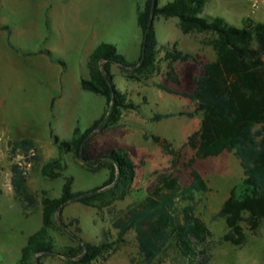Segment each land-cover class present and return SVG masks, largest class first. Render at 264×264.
Wrapping results in <instances>:
<instances>
[{"label": "rangeland", "instance_id": "rangeland-1", "mask_svg": "<svg viewBox=\"0 0 264 264\" xmlns=\"http://www.w3.org/2000/svg\"><path fill=\"white\" fill-rule=\"evenodd\" d=\"M170 1L159 0V6ZM145 2L0 0V23L8 26L10 32L0 31V264H20L30 237L42 229L47 233L45 242L51 239L54 249L53 254H38L39 264H80L83 252L72 235L103 247L91 264H144L136 232H121L114 228L113 221L144 199L160 174L173 171V157L152 139H145V134L165 138L180 151L175 174L184 186L191 184V169L186 164L195 150L185 144L200 128L202 114L155 121L156 113L193 111L196 107L195 101L162 91L158 85L191 92L195 78L204 72V65L217 59L218 37L212 32L186 33L179 18L159 16L155 20L158 47L150 65L127 71L117 64L110 65L119 95L118 115L109 129L97 134L81 156L75 145L60 147L54 139L58 136L59 141H76L105 113V98L81 88V80L95 79L90 61L101 43L114 45L130 64L139 62L143 39L139 17ZM200 16L221 17L237 27L248 18L264 23V0H210ZM174 49L191 53L195 58L172 64L179 85L166 80L170 66L167 51ZM42 51H49L55 67L63 73L60 81L40 67ZM51 97L59 100L52 112L46 105ZM76 127L79 131L74 133ZM23 138L35 140L40 156L28 175V190L36 195L37 203L27 214L15 198L11 184L12 165L24 159V152L17 150L13 155L10 143ZM114 151L124 152L134 164L130 181L109 183L113 173L111 163L106 158L97 162L101 155ZM55 161L54 170L59 176L46 175L44 167ZM194 168L210 190L197 192L193 202L179 199L177 208L194 205L196 214L211 229L215 244L208 264H264V221L255 233L244 225L247 241L243 246H234L220 241L227 232L225 220H213L231 189L244 178L240 160L232 153H223L197 161ZM68 177L74 179L73 191L96 190V196L87 203L64 206L45 227V211L61 197ZM74 220L78 222L74 224ZM156 264H191V261L171 246L157 257Z\"/></svg>", "mask_w": 264, "mask_h": 264}, {"label": "trees", "instance_id": "trees-1", "mask_svg": "<svg viewBox=\"0 0 264 264\" xmlns=\"http://www.w3.org/2000/svg\"><path fill=\"white\" fill-rule=\"evenodd\" d=\"M208 1L172 0L160 7L159 0H146L139 17L143 32L139 62L130 64L109 43H101L91 55L90 69L95 79H83L82 86L105 98V113L72 143L59 141V137L54 136L60 147L75 145L77 154L81 156L97 134L113 125L118 115L119 92L110 65L117 64L124 71L150 65L158 47L155 20L159 16L179 18L181 28L186 33L196 30L217 35V59L204 65L203 74L194 80L193 91L180 92L164 84L158 85L162 91L195 101L196 107L193 111L156 113L155 121L178 115L193 118L198 113L202 114L200 128L188 137L185 144L195 150L194 156L186 164L191 169V184L184 186L175 174L181 159L180 151L165 138L145 134V139H152L165 154L173 157V171L160 174L147 196L128 207L113 221L114 228L121 232H136L144 264H156L157 257L171 246H175L191 264L210 262L215 242L208 224L196 214L194 205L189 204L181 210L177 208L179 199L193 202L197 192L210 190L205 179L194 168L199 160L232 153L243 168L244 178L231 189L229 197L213 217V220L224 219L227 226L221 242L243 246L247 241L246 228L255 233L264 221V23L248 18L241 27H237L221 17L208 19L200 16ZM3 28L9 29L8 26ZM166 56L170 61L166 80L179 85L180 79L172 64L195 61V58L191 53L177 49L167 51ZM10 148L13 155L17 150L24 152V159L12 165L11 184L15 198L27 214L37 203L36 195L28 190L27 180L30 170L40 161L38 148L30 138L11 142ZM102 158H106L113 169L109 183L117 181L119 184L121 180L126 182L132 179L135 166L127 154L114 151L101 155L97 162L101 163ZM56 164V161L48 163L44 173L59 176L60 173L54 170ZM116 169L119 170L118 175ZM73 182V177L67 178L61 197L45 211V227L52 223L55 213L64 206L74 202L87 203L96 196V190L73 191ZM77 222L74 220V224ZM45 234L46 230L42 229L30 237L20 264H39L36 258L38 254H53L54 244L51 239L45 242ZM72 237L78 241L83 252L78 263L91 264L101 254L103 247L85 242L77 235Z\"/></svg>", "mask_w": 264, "mask_h": 264}, {"label": "crops", "instance_id": "crops-1", "mask_svg": "<svg viewBox=\"0 0 264 264\" xmlns=\"http://www.w3.org/2000/svg\"><path fill=\"white\" fill-rule=\"evenodd\" d=\"M6 25H4L3 23H0V31H7V29L3 28L5 27ZM10 32L7 31V34H9ZM39 64H40V67H44L46 70L49 71L50 75L56 79L57 81H60L61 78L63 77V73H61L56 67H55V61L52 60L51 58V55L49 53V51H42L39 55ZM60 85V84H59ZM195 87V86H194ZM58 88V85L57 87ZM63 87H61V90H62V93H63ZM81 88L83 90H85L82 86V80H81ZM194 89V88H193ZM85 91H88V90H85ZM193 91V90H192ZM88 92H91V91H88ZM103 97V96H102ZM61 98V97H60ZM62 99V98H61ZM60 99V100H61ZM61 102H64V101H61ZM106 102V101H105ZM59 104V100H57L55 97H51L48 102L46 103V105L48 106V110H50V112L53 111L54 107L56 108ZM202 120V118H201ZM95 122V121H94ZM93 122V123H94ZM48 124L50 125L51 123L48 121ZM79 131L78 127L75 128V131ZM50 134H52L53 132H49ZM25 139V138H23ZM30 139H33V138H30ZM34 140V139H33ZM35 142V140H34Z\"/></svg>", "mask_w": 264, "mask_h": 264}, {"label": "water", "instance_id": "water-1", "mask_svg": "<svg viewBox=\"0 0 264 264\" xmlns=\"http://www.w3.org/2000/svg\"><path fill=\"white\" fill-rule=\"evenodd\" d=\"M87 162V161H86ZM87 163H90V162H87Z\"/></svg>", "mask_w": 264, "mask_h": 264}]
</instances>
